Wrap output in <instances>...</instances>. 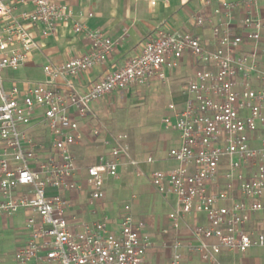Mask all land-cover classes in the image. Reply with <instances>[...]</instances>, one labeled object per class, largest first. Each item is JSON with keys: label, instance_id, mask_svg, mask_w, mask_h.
Segmentation results:
<instances>
[{"label": "built area", "instance_id": "built-area-1", "mask_svg": "<svg viewBox=\"0 0 264 264\" xmlns=\"http://www.w3.org/2000/svg\"><path fill=\"white\" fill-rule=\"evenodd\" d=\"M19 5L32 9L16 14ZM255 5L256 0L221 1L214 10L213 50L191 32L160 28L146 38L140 55L79 92L71 78L104 63L117 41L76 22L74 31L87 34V53L46 65L43 82L6 87L4 71L22 67L35 45L30 26L50 37L73 10L57 0H0V221L8 224L23 209L27 235L11 264H156L155 236L130 205L120 211L114 229L108 216L85 221L76 212L84 198L102 201L105 182L120 178L123 165L141 177V162L126 157L117 141L106 142L107 152L83 163L73 147L82 142L81 123L96 103L165 82L186 55L205 68L189 80L183 104H171L172 114L163 118L162 126L179 137L180 145L167 153L176 164L150 175L154 188L174 195L178 204L161 229L160 247L169 251L161 264L195 257L221 264L223 253L264 247V58L258 52L263 20ZM237 10L245 33L231 28ZM193 19L200 26L206 22L201 13ZM247 41L249 51L243 50ZM91 132L99 135L96 127ZM155 162L153 156L144 161Z\"/></svg>", "mask_w": 264, "mask_h": 264}, {"label": "crops", "instance_id": "crops-1", "mask_svg": "<svg viewBox=\"0 0 264 264\" xmlns=\"http://www.w3.org/2000/svg\"><path fill=\"white\" fill-rule=\"evenodd\" d=\"M57 1L67 3L73 10V17L68 21L59 22L55 33L47 38L41 36L39 26H30V30L34 36L35 45L22 67L15 70V72L9 70H6L7 72L4 71V85L6 87L16 84L20 89H25L34 83L43 82L47 79L44 72V67L46 65L61 64L72 58L79 57L87 53L90 46L87 34L85 32L76 33L74 31V25L76 22L83 23L89 29L101 30L107 36L117 41V45L113 53L109 55L108 59L104 63L80 73L77 77L71 78L72 83H74L79 92L87 91L89 87L98 82L106 72L119 69L129 59L140 55L146 38L160 28L191 32L201 38V41L206 48L213 50L215 47V39L212 27L216 21L214 10L217 6H219L221 1L236 0H169L168 3L158 0L155 6L145 0ZM31 9L32 7L30 5H19L15 12L16 14H19L22 11ZM254 12L257 17L263 20L262 41L260 42L258 48L259 58L263 59L264 0H256ZM197 13H201L206 19L205 24L202 26L197 25L193 19L194 15ZM242 16L241 11L237 10L235 12V19L231 25V28L235 32L245 33L247 31L243 28ZM124 32H127L128 34L125 38L121 39ZM250 48L251 42L247 41V43L243 46V50L249 51ZM202 68H205L202 63L194 62L188 55H186L182 58L178 67L168 72L169 75L166 82L176 76H179L181 79L183 75H187L191 79L195 71ZM57 85L62 86V83L59 82ZM131 90L133 91V89ZM115 96H117V94ZM105 100L106 99L96 103L93 107L92 116L81 123L84 138L80 144L73 147V151H75L74 155L80 163H83L84 160L90 158V150L85 146V141L90 140L93 137H91V134H89L87 130L88 125L90 124L89 120L93 117H102L106 115V111L104 109L98 108V104H105ZM183 102L184 101L178 105H182ZM34 134L39 136L42 132L38 129L34 131ZM179 145L180 141L178 137V143L174 147ZM107 150L108 148L103 149L98 156L107 152ZM130 157L134 158L133 156ZM145 159L146 158L136 160L140 161L141 166L145 168ZM165 161L171 162L172 164L163 169H167L176 164L173 161L167 160V156L165 157ZM123 168L128 170L129 167L123 165L121 169L123 170ZM124 194L130 195L131 198L132 195H135L133 193L131 194V192L125 191ZM135 196L137 198V195ZM100 203H102V201L97 203V205H100ZM86 204L89 203L86 198H84L81 204L77 207L76 212L80 213L79 211H83V214H86V216H92L89 221L99 219L100 216L99 211L97 212L96 210L97 208L93 209L96 210V214H92V211H84ZM132 210L136 214L133 207ZM83 214H78L81 219L84 218ZM21 216L24 217L23 214H21ZM3 225L6 226L7 223L3 222ZM113 225L115 226V223H113ZM148 231L152 236H155L157 243V247L152 251L154 263L161 264L166 262L168 260L169 251H165L160 247L161 239H158L152 229ZM182 231L184 232V229ZM173 235L174 234L172 233L171 236ZM171 236H169V238L165 236V238L170 239ZM26 238L27 235L25 240ZM25 240H22L20 245H22Z\"/></svg>", "mask_w": 264, "mask_h": 264}, {"label": "rangeland", "instance_id": "rangeland-1", "mask_svg": "<svg viewBox=\"0 0 264 264\" xmlns=\"http://www.w3.org/2000/svg\"><path fill=\"white\" fill-rule=\"evenodd\" d=\"M7 72V71H5ZM15 72V70H14ZM190 77L183 75L171 78L167 82L154 81L150 84L134 88L123 95L116 94L106 97L105 104H98V108L104 109L106 115L91 118L88 125V133L92 137V128L99 129V135L85 141V146L90 150L89 159L95 160L103 149H107L106 142L120 143L124 147L126 157L133 156L136 159H144L153 156L154 164H145L141 177L133 173L131 167L119 170L120 178H110L105 182V197L100 205L86 204V212L97 208L99 216H108L114 228L120 211L125 205H130L136 212V216L146 221L147 230L152 229L158 239L163 237L161 229L167 224V217L178 208L174 195L162 196L152 185L150 175L153 169H163L171 162L165 161L167 152L177 145L178 134L167 130L162 126L163 118L172 114L169 106L179 104L187 96L183 90L187 87ZM132 91V92H131ZM119 95V96H118ZM102 101V100H101ZM94 120V121H93ZM120 136L122 138L120 139ZM75 152V151H74ZM133 182L132 187L129 183ZM125 192L137 195L132 200ZM99 203V202H98ZM77 214H83L79 211ZM24 210L6 226L0 221V264H11L13 255L25 240L26 228L24 225ZM83 214V220H91L92 216ZM170 235L166 237L169 238ZM221 264H264V247L251 248L243 253L226 252L218 257ZM182 264H212L201 260L199 257L185 260Z\"/></svg>", "mask_w": 264, "mask_h": 264}]
</instances>
